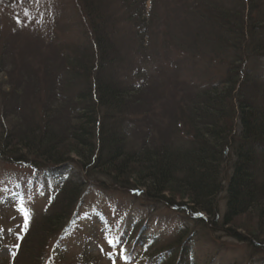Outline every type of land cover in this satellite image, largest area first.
<instances>
[{"label":"trees","instance_id":"trees-1","mask_svg":"<svg viewBox=\"0 0 264 264\" xmlns=\"http://www.w3.org/2000/svg\"><path fill=\"white\" fill-rule=\"evenodd\" d=\"M77 1L88 40L61 47L52 39L51 53L41 42L21 47L42 62V79L23 64L19 83L13 55L5 65L0 53V76L17 75L15 85L0 82V162L27 172L6 184L18 196L10 209L27 225L6 264H49L53 249L61 258L64 242L87 230L86 198L112 190L138 202L106 236L117 239L123 264H264V0H178L171 18L158 12L144 27L130 0L113 12L106 0ZM119 21L133 34L118 38ZM158 34L161 52L149 54ZM129 50L140 67L156 56L161 71L166 53L180 56L149 80L151 69L138 66L123 75L126 62L134 66ZM29 94L38 107L27 114ZM66 164L74 174L44 176L57 180ZM36 198L48 201L44 213L26 215L23 203ZM5 210L0 203V219ZM221 234L250 253L221 257Z\"/></svg>","mask_w":264,"mask_h":264},{"label":"rangeland","instance_id":"rangeland-1","mask_svg":"<svg viewBox=\"0 0 264 264\" xmlns=\"http://www.w3.org/2000/svg\"><path fill=\"white\" fill-rule=\"evenodd\" d=\"M177 1L178 0H163V2L158 1V3H156V1L154 0H130L129 2H131V5H133L131 9L132 16L134 15V17H136L137 13H139L140 15L137 23L134 24L136 26H143L144 24L148 26L151 18L153 16H156L158 12L161 17H163L165 14H168V18H171L172 15L170 11L171 9L173 10V7L175 4H177ZM106 2L110 3L111 12L116 10H123V8H121L123 4L121 0H112V2L111 0H106ZM80 6L81 5L77 0H0V53L2 51L6 52V56L1 58V62L5 63V65H9V63L11 62V56L13 55L12 59L14 60L12 62L15 65L14 68L18 71L16 72V74L19 76V83L22 76L20 74L22 73L21 69L25 68V66L28 65L29 67L26 68V70L29 69L30 73L27 71H23L24 74L28 73L31 77V74L36 73L34 75H38L39 79H42L44 75L43 64L38 60L37 56H35L31 60L27 58L26 53L21 56V47L25 46L27 42L33 41L35 43L34 46L38 48L39 46L37 44L41 42V48H39L40 51L43 48L44 50H49V53H51L53 45L51 47L49 43L52 39L54 41L56 40V43H54V41L52 42L53 44L61 47L65 45L67 47L69 45H73V43H83L88 38V35L85 36L88 28L86 27L87 29H84V27L86 26V16L83 15V12L81 13ZM17 18L19 19V22ZM133 22L135 21H132L131 24H133ZM140 23L144 24L142 25ZM117 25L115 28V35L117 34L118 38L127 37L128 35L133 34V32H131V34L130 32H128L132 30V28L127 24L119 21ZM79 26L81 27L78 29ZM149 30L155 32V34L158 32L162 34L164 28L154 29L150 27ZM161 34H158L157 38L155 37L150 41V43L155 44L156 46L152 50H149V54H153L156 51L161 52L160 45L162 44L160 43L163 39V37H161ZM5 40L9 41L8 47L5 46ZM10 43L12 47H10ZM43 49L42 51H44ZM58 49H55V51H58ZM59 50L63 51L61 49ZM127 52L129 57L132 56L130 59L133 60L134 66L132 68H128L129 65H127L126 62L123 66V75H129L130 73L134 74L138 67H140L138 66L139 59L137 56H135V54H133L132 50H129ZM178 53L180 52L176 51V54ZM176 54L173 50L169 53H166V59L163 58L160 63V66L164 71H169L171 69V66H168V61L175 57ZM149 60L151 63L150 65H146L147 68H145L144 66L140 67L146 73H148L147 71L151 69L152 72L148 73V79L150 80L151 78H163L161 76L164 71L158 70L160 68L159 66H157L156 56H152ZM130 63L128 59V64ZM119 72L121 75L120 70ZM16 74L14 77L10 76L9 78H6L7 75H5L4 77L0 76V82L5 79H8L7 82H10L11 79L12 83L15 85L17 79ZM185 76L188 77L189 75L185 74ZM23 85L25 86V83ZM0 87H3L2 84H0ZM1 94L4 93H0V100L3 99V95ZM27 103L29 105L27 108H25L24 112L26 113L38 107V104L35 103V96L33 94H31L30 98L27 100ZM31 104L33 107H30ZM34 115L35 114L33 113V116ZM0 173H2L0 175V195H4L7 193L6 188L9 186H6V184L10 183V177L12 174L23 173L20 175L23 180L25 179V176H27V172H23V170H15L12 167H8L6 165L5 168H3V164L1 162ZM4 175H6V177H4ZM1 177H4L7 183H3V181L1 180H4V178ZM16 199L17 196L15 194L5 195V199L2 201V206L6 207L7 211L5 210L3 212L4 215L0 219V230H4L3 234L4 232L6 233V231L11 232L10 235L12 236V240L14 241V243L17 242V238L23 236V232L27 226L26 222H24L25 215H23L22 211V214L20 213V208L16 207L10 209L11 205L16 204ZM40 199L41 200H38V198H36L35 201L33 199H30V201L26 202L24 213H27V215L42 214L48 201L46 199L43 200V198ZM86 199L87 206L84 209V216H82V227L87 230L81 231V233H75L76 235L74 236L76 239L66 241V248L64 250L65 255L57 260H55V258L49 264H121L119 262H111L110 259L115 257L113 256V252L107 251L105 247L101 251L99 247L102 245L98 241L86 240L89 232L91 233V229H88V227L85 225H92V223L90 222L91 218H93L92 221H97V219H94V217H92L93 213L96 211L101 216H105L107 221L110 220L112 223L111 227L114 228L115 226L120 225V223L123 221L127 209L128 211L131 208L134 210L135 206H138V202H136V200H133L128 193H121L113 190L112 192L92 191L91 196L87 197ZM134 202L136 203L134 204L133 208ZM129 205L131 206V208L128 207ZM159 212H161V215L166 214V216L168 217V212H166L164 209L160 208ZM208 236L211 235L208 234ZM224 237L225 236H223V234L217 236L218 240L216 245L222 247V250L219 253L221 257L224 258L223 255L226 254V257L230 258L231 260H233L234 258H237V260H243L246 255L250 253L249 250H247L245 247L240 246L237 242L232 241L231 239H226ZM10 246H8L7 248H3L0 251V257L4 261L3 264H6L7 260L11 262V255L17 247L16 244H11ZM201 246H199L200 250L206 249L204 245L201 244Z\"/></svg>","mask_w":264,"mask_h":264},{"label":"snow or ice","instance_id":"snow-or-ice-1","mask_svg":"<svg viewBox=\"0 0 264 264\" xmlns=\"http://www.w3.org/2000/svg\"><path fill=\"white\" fill-rule=\"evenodd\" d=\"M18 19V18H17ZM18 22H19V19H18ZM27 215V214H26Z\"/></svg>","mask_w":264,"mask_h":264}]
</instances>
